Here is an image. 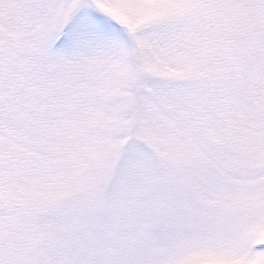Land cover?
Returning <instances> with one entry per match:
<instances>
[{
	"label": "snow or ice",
	"instance_id": "snow-or-ice-1",
	"mask_svg": "<svg viewBox=\"0 0 264 264\" xmlns=\"http://www.w3.org/2000/svg\"><path fill=\"white\" fill-rule=\"evenodd\" d=\"M0 264H264V0H0Z\"/></svg>",
	"mask_w": 264,
	"mask_h": 264
}]
</instances>
